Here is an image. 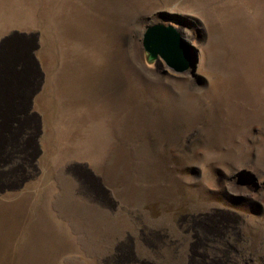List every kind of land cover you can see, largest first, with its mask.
<instances>
[{
  "label": "rangeland",
  "instance_id": "rangeland-1",
  "mask_svg": "<svg viewBox=\"0 0 264 264\" xmlns=\"http://www.w3.org/2000/svg\"><path fill=\"white\" fill-rule=\"evenodd\" d=\"M156 24L187 71L147 60ZM207 241L264 264V0H0V264H205Z\"/></svg>",
  "mask_w": 264,
  "mask_h": 264
},
{
  "label": "water",
  "instance_id": "water-1",
  "mask_svg": "<svg viewBox=\"0 0 264 264\" xmlns=\"http://www.w3.org/2000/svg\"><path fill=\"white\" fill-rule=\"evenodd\" d=\"M143 47L147 60L153 61L160 56L175 72L183 73L189 69L196 50L189 45L181 33L171 25L150 26L143 36Z\"/></svg>",
  "mask_w": 264,
  "mask_h": 264
},
{
  "label": "flooded vegetation",
  "instance_id": "flooded-vegetation-1",
  "mask_svg": "<svg viewBox=\"0 0 264 264\" xmlns=\"http://www.w3.org/2000/svg\"><path fill=\"white\" fill-rule=\"evenodd\" d=\"M7 57L9 58V56H7ZM196 226L197 225L195 224L194 227H196ZM187 231H189V230H187ZM192 231L194 232V229H192ZM194 235L196 236L198 234L196 233ZM200 245H202V244H200ZM202 246H206L207 250H208L207 251L208 255L204 256L205 264H216L217 262L221 261V259H220L221 257L219 258L218 255L215 254V253H220L219 249H213V245H211V243L209 241H207L206 244L204 243ZM125 261L128 262V258H126V256H124L121 249L119 251H117V253L115 254L114 260H113V256H112V263H114V264H124Z\"/></svg>",
  "mask_w": 264,
  "mask_h": 264
}]
</instances>
